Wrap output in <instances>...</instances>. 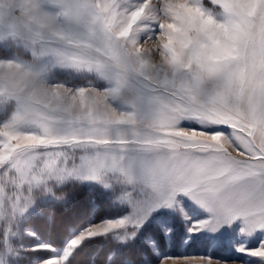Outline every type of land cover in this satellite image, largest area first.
Returning <instances> with one entry per match:
<instances>
[{
    "label": "snow or ice",
    "instance_id": "1",
    "mask_svg": "<svg viewBox=\"0 0 264 264\" xmlns=\"http://www.w3.org/2000/svg\"><path fill=\"white\" fill-rule=\"evenodd\" d=\"M73 180L127 213L30 255L20 218ZM154 218L209 250L161 256ZM109 236L93 264H264V0H0V264Z\"/></svg>",
    "mask_w": 264,
    "mask_h": 264
},
{
    "label": "rangeland",
    "instance_id": "2",
    "mask_svg": "<svg viewBox=\"0 0 264 264\" xmlns=\"http://www.w3.org/2000/svg\"><path fill=\"white\" fill-rule=\"evenodd\" d=\"M53 192L57 195L63 193L67 205L54 199L49 204H41L38 199L20 218L18 227L21 230L23 242L29 248L36 243H46L52 246V250H39L35 253H30L32 256L40 258L59 256L65 251L68 241L83 228L90 224L99 223L103 219L120 218L128 211L127 206L115 201L110 192L91 181H69L54 186ZM95 201L99 202L100 205H96ZM38 208L43 209V214L37 211ZM49 210L51 211V217L48 215ZM63 211L65 213H62ZM197 218L203 219L204 214L198 210H193V217L190 218V223L194 225L197 222ZM29 232L34 235H28ZM204 234L206 235L207 233ZM189 235L192 238L185 243V238ZM148 238H152L153 240L159 238V252L161 256H176L181 254L200 255L205 254L209 250L204 244L201 231L190 234L187 231L185 223H179L174 227V230L170 234L171 243L169 246L168 241L163 238V233L159 229L157 220L154 218L145 226L141 242ZM231 238V234L225 235L226 240ZM95 239L98 240V242H95L99 244L98 249H100L101 245L104 248L105 246H109L108 243H101L100 241L110 242L111 237H97ZM87 242L89 241H85L84 244ZM112 242L114 243V241ZM85 254L86 250H82V254L73 259V264H81L82 261L93 264L91 256L85 257ZM218 254L227 256L237 255L234 247L220 250ZM153 260H156L155 253L153 254Z\"/></svg>",
    "mask_w": 264,
    "mask_h": 264
},
{
    "label": "trees",
    "instance_id": "3",
    "mask_svg": "<svg viewBox=\"0 0 264 264\" xmlns=\"http://www.w3.org/2000/svg\"><path fill=\"white\" fill-rule=\"evenodd\" d=\"M95 204L96 205H100L99 204V202H97V201H95ZM62 213H65L64 211L62 212ZM157 240L159 239V238H156ZM58 240H60V238H58ZM98 242V240L97 239H94V240H92V241H89V242H87V243H85L81 248H82V250H86V254H85V257H92L93 256V254H96V253H100V252H103L108 246H105V248H104V246L103 245H101L100 247V249H98V246H99V244L98 243H96V242ZM100 241V240H99ZM101 243H108V245H109V242H107V241H100ZM96 252V253H95ZM90 257V258H91Z\"/></svg>",
    "mask_w": 264,
    "mask_h": 264
}]
</instances>
